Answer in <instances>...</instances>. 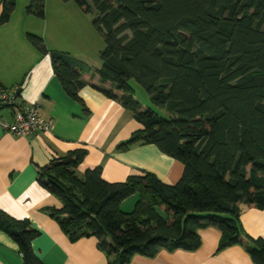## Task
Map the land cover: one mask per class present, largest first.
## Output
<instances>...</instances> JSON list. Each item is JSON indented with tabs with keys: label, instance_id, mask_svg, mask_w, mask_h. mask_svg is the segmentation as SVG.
Instances as JSON below:
<instances>
[{
	"label": "trees",
	"instance_id": "16d2710c",
	"mask_svg": "<svg viewBox=\"0 0 264 264\" xmlns=\"http://www.w3.org/2000/svg\"><path fill=\"white\" fill-rule=\"evenodd\" d=\"M62 1L97 12L93 25L104 47L96 72L112 84L97 88L142 125L117 148L155 144L181 161L183 172L174 184L150 171L110 182L100 165L78 175L87 151L72 150L39 170L41 184L62 203L49 214L73 241L96 237L107 264L161 249L195 250L199 229L208 226L222 233L219 249L246 243L264 264V238L248 235L240 221L241 203L264 208V0ZM14 5L5 0L0 23ZM27 11L44 17L45 0H30ZM28 37L50 53L63 87L80 100L86 83L75 58L47 49L40 35ZM135 83L151 105L135 97ZM133 195V208L122 209ZM0 230L17 243L23 264H44L29 220L0 209Z\"/></svg>",
	"mask_w": 264,
	"mask_h": 264
},
{
	"label": "crops",
	"instance_id": "0c3cea01",
	"mask_svg": "<svg viewBox=\"0 0 264 264\" xmlns=\"http://www.w3.org/2000/svg\"><path fill=\"white\" fill-rule=\"evenodd\" d=\"M25 1L24 6L22 0H15L9 20L0 23V84L20 86L21 103L36 105L38 112L52 121V127L32 136L17 135L0 127V209L15 218L29 220L39 231L32 244L44 264H107L96 237L73 241L49 214V207L61 208L62 203L41 184L40 168L69 151L85 149L86 156L77 169L80 176L88 168L100 165L104 178L110 182H122L131 175L150 171L174 184L182 175L183 163L155 144L117 148L142 125L119 101L97 88L112 86L109 81H101L96 72L101 63L79 64L86 84L78 90L81 101L74 99L56 75L50 53L41 51L28 37L29 33L42 36L49 50L83 55L81 50L77 52L80 47L74 53L66 47L77 39L69 38L70 43L61 39L69 37L63 24L74 17L82 23L85 13L72 1L45 0V16L39 17L27 11L30 0ZM4 4L5 0H0V17ZM49 15L56 28L45 31L41 19ZM0 118L11 119V109L0 108ZM135 200L133 195L123 201L122 209L130 211ZM240 208L244 231L251 237L264 238V208L244 203ZM199 235L201 244L195 250L161 249L154 257L136 254L127 264H258L247 251L246 243L219 249L222 233L215 226L199 229ZM0 264H23L17 243L2 230Z\"/></svg>",
	"mask_w": 264,
	"mask_h": 264
},
{
	"label": "rangeland",
	"instance_id": "374dc122",
	"mask_svg": "<svg viewBox=\"0 0 264 264\" xmlns=\"http://www.w3.org/2000/svg\"><path fill=\"white\" fill-rule=\"evenodd\" d=\"M22 1H23L24 6L25 4L27 5V1L25 0H22ZM74 3L75 2H73V4ZM96 14L97 12L95 10L91 13H85L86 17L84 18V20H81L82 23H79V20H75V17H74L71 21L67 22L66 24L65 23L63 24V28H66L69 31L68 32L69 37L61 39V41L64 42L63 40H65L67 43H70L69 42L70 39L72 38L77 39L75 43H70L69 45H66V47H68L73 53L77 47H80V49L77 52L81 50L83 55L77 54L78 55L77 57L70 53L69 54L71 57L75 58V60L81 66L82 65L83 66H95V64L100 65L101 63L100 52L102 48L104 47V39L102 38L101 34L97 31V29L93 25V19L96 16ZM41 20H42V26L43 28H45V31L46 29L50 31L52 27L53 29L56 28L55 26L56 24L54 22H50L51 21L50 15L47 19L42 18ZM51 23H53L54 25H52ZM56 33H59V32H56ZM135 87H136L135 96L137 97V99L141 100V102L145 101L146 104L151 105L148 94L145 91V89L136 83H135ZM154 108L162 115L167 116V113L164 109L157 108V107H154ZM125 207L127 208V210H130L129 207H127V204H125Z\"/></svg>",
	"mask_w": 264,
	"mask_h": 264
},
{
	"label": "built area",
	"instance_id": "2783aa9c",
	"mask_svg": "<svg viewBox=\"0 0 264 264\" xmlns=\"http://www.w3.org/2000/svg\"><path fill=\"white\" fill-rule=\"evenodd\" d=\"M20 98V86L0 85V103L11 109V119L0 118V127L22 136H32L50 130L52 121L43 117L36 105L24 106Z\"/></svg>",
	"mask_w": 264,
	"mask_h": 264
}]
</instances>
